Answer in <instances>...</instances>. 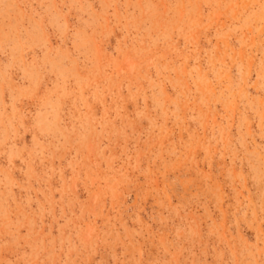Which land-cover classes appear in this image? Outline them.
<instances>
[{"label": "rangeland", "instance_id": "1", "mask_svg": "<svg viewBox=\"0 0 264 264\" xmlns=\"http://www.w3.org/2000/svg\"><path fill=\"white\" fill-rule=\"evenodd\" d=\"M0 264H264V0H0Z\"/></svg>", "mask_w": 264, "mask_h": 264}, {"label": "bare ground", "instance_id": "2", "mask_svg": "<svg viewBox=\"0 0 264 264\" xmlns=\"http://www.w3.org/2000/svg\"><path fill=\"white\" fill-rule=\"evenodd\" d=\"M109 87V86H108Z\"/></svg>", "mask_w": 264, "mask_h": 264}]
</instances>
